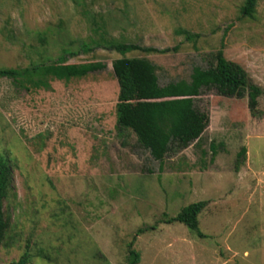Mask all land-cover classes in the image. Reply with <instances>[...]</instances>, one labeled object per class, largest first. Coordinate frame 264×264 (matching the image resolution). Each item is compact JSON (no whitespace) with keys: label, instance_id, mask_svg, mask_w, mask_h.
<instances>
[{"label":"rangeland","instance_id":"374dc122","mask_svg":"<svg viewBox=\"0 0 264 264\" xmlns=\"http://www.w3.org/2000/svg\"><path fill=\"white\" fill-rule=\"evenodd\" d=\"M244 1L0 0V69L51 64L64 51L76 54L71 64L106 65L39 89L0 77V157L16 182L0 264L26 252L30 264H128L131 243L140 264H264V116L254 117L248 97L204 92L202 140L160 171L135 138L125 145L118 135L113 63L123 56L81 49L103 26L127 43L168 50L126 55L153 62L164 86L190 80L223 48L264 89V0L254 19L241 14ZM202 201L201 234L165 222Z\"/></svg>","mask_w":264,"mask_h":264},{"label":"trees","instance_id":"16d2710c","mask_svg":"<svg viewBox=\"0 0 264 264\" xmlns=\"http://www.w3.org/2000/svg\"><path fill=\"white\" fill-rule=\"evenodd\" d=\"M258 2L259 0H245L241 14L254 19ZM93 33L89 41L81 46L84 53L104 49L123 56L113 63V71L120 86L117 104L118 135L124 138L125 145L130 143L131 137L135 138L138 147L149 152L153 160L160 162V171L168 156L181 153L202 140L210 125V114L201 110L197 104L204 92L215 90L220 96L238 99L247 96L254 117L264 116L260 101L264 96V89L251 81L242 65L229 60L223 48L209 56L207 69L194 67L190 80L161 86L157 66L153 62L147 58H129L126 55L134 51L163 54L168 50L159 51L127 43L109 36L103 26L94 28ZM180 33L185 34L188 40L198 37L185 30ZM70 54L76 55L64 51V56L51 64L0 69V77L11 79L23 88L39 89L47 86L50 78L68 82L106 69V65L92 61L71 64L67 57ZM242 152L241 156L245 155L246 150L243 149ZM15 186L11 161L0 157V249L6 244L12 228V217L6 210L5 203ZM207 205L206 201L191 204L165 222H179L201 234L199 217ZM134 246V243L129 245L128 264L141 262V253ZM31 259L30 253L26 252L20 260L11 264H30Z\"/></svg>","mask_w":264,"mask_h":264},{"label":"crops","instance_id":"0c3cea01","mask_svg":"<svg viewBox=\"0 0 264 264\" xmlns=\"http://www.w3.org/2000/svg\"><path fill=\"white\" fill-rule=\"evenodd\" d=\"M201 216V215H200Z\"/></svg>","mask_w":264,"mask_h":264}]
</instances>
